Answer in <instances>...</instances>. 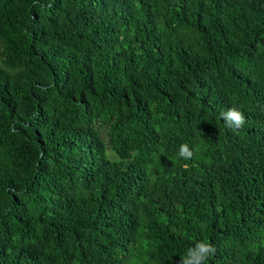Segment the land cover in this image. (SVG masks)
Wrapping results in <instances>:
<instances>
[{
  "label": "trees",
  "instance_id": "1",
  "mask_svg": "<svg viewBox=\"0 0 264 264\" xmlns=\"http://www.w3.org/2000/svg\"><path fill=\"white\" fill-rule=\"evenodd\" d=\"M197 241L264 264V0H0V264Z\"/></svg>",
  "mask_w": 264,
  "mask_h": 264
},
{
  "label": "clouds",
  "instance_id": "2",
  "mask_svg": "<svg viewBox=\"0 0 264 264\" xmlns=\"http://www.w3.org/2000/svg\"><path fill=\"white\" fill-rule=\"evenodd\" d=\"M225 127L233 131L243 128L246 123L245 114L237 107H230L220 113ZM179 157L188 160L193 156V150L185 143L180 146ZM215 246L211 242L197 241L194 246L189 247L178 261V264H207L211 256L215 254Z\"/></svg>",
  "mask_w": 264,
  "mask_h": 264
}]
</instances>
